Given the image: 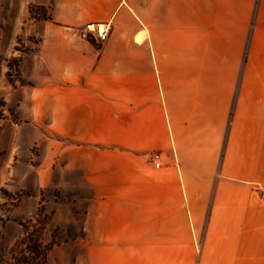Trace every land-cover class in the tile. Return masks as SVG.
<instances>
[{
    "label": "crops",
    "instance_id": "crops-1",
    "mask_svg": "<svg viewBox=\"0 0 264 264\" xmlns=\"http://www.w3.org/2000/svg\"><path fill=\"white\" fill-rule=\"evenodd\" d=\"M40 2L55 157L90 194L85 263L185 264L186 203L209 201L186 186L264 181V0Z\"/></svg>",
    "mask_w": 264,
    "mask_h": 264
},
{
    "label": "rangeland",
    "instance_id": "rangeland-1",
    "mask_svg": "<svg viewBox=\"0 0 264 264\" xmlns=\"http://www.w3.org/2000/svg\"><path fill=\"white\" fill-rule=\"evenodd\" d=\"M137 3L143 7L144 0ZM50 12L40 0H0V264H43L35 246H53L44 264H86L89 190L56 160L64 140L50 129L41 56ZM196 182L186 195L209 201L186 203L189 217L193 205L198 212L200 229L186 235L194 246L186 244L185 264H264V181L232 187L216 172ZM227 194L242 203L224 202Z\"/></svg>",
    "mask_w": 264,
    "mask_h": 264
},
{
    "label": "built area",
    "instance_id": "built-area-1",
    "mask_svg": "<svg viewBox=\"0 0 264 264\" xmlns=\"http://www.w3.org/2000/svg\"><path fill=\"white\" fill-rule=\"evenodd\" d=\"M92 27L97 41L100 44H104L108 40V37L110 35V28H108L106 24H96L91 26V28ZM152 163L156 169H160L162 167L160 155H153Z\"/></svg>",
    "mask_w": 264,
    "mask_h": 264
},
{
    "label": "trees",
    "instance_id": "trees-1",
    "mask_svg": "<svg viewBox=\"0 0 264 264\" xmlns=\"http://www.w3.org/2000/svg\"><path fill=\"white\" fill-rule=\"evenodd\" d=\"M53 246H49L47 248H41L39 246H35L32 250V253L35 254L34 256H36V261H38V259H40V261H42V263L44 264L46 262V251H49L52 249ZM37 264V263H36Z\"/></svg>",
    "mask_w": 264,
    "mask_h": 264
}]
</instances>
